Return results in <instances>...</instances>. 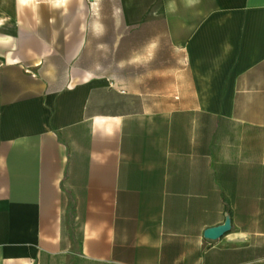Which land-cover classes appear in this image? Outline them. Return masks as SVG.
Wrapping results in <instances>:
<instances>
[{
  "label": "crops",
  "instance_id": "0c3cea01",
  "mask_svg": "<svg viewBox=\"0 0 264 264\" xmlns=\"http://www.w3.org/2000/svg\"><path fill=\"white\" fill-rule=\"evenodd\" d=\"M79 6L0 0V264H264V0H141L168 90L100 74Z\"/></svg>",
  "mask_w": 264,
  "mask_h": 264
},
{
  "label": "rangeland",
  "instance_id": "374dc122",
  "mask_svg": "<svg viewBox=\"0 0 264 264\" xmlns=\"http://www.w3.org/2000/svg\"><path fill=\"white\" fill-rule=\"evenodd\" d=\"M147 1L150 4L154 2ZM140 3L141 0H79V8L83 9L86 17L85 29L93 31L90 39L96 41L94 43L96 51L91 52L90 61L100 63V74L126 83L133 89L141 88L138 85L141 79L155 83L156 70L153 69L155 63L164 61L166 75L164 88L168 90L170 88L168 78L172 72L170 66L177 60L178 55L172 52L167 44L163 48V54H140L139 45L146 42V39H141L140 23H133L130 26L126 21L129 15L140 13ZM131 45L134 47V54L129 53Z\"/></svg>",
  "mask_w": 264,
  "mask_h": 264
},
{
  "label": "water",
  "instance_id": "95a60500",
  "mask_svg": "<svg viewBox=\"0 0 264 264\" xmlns=\"http://www.w3.org/2000/svg\"><path fill=\"white\" fill-rule=\"evenodd\" d=\"M230 229V219L226 215L222 224L206 228L203 232V236L208 239H216L223 235Z\"/></svg>",
  "mask_w": 264,
  "mask_h": 264
}]
</instances>
